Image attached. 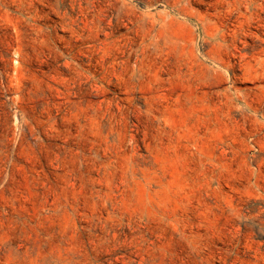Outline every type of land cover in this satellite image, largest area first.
Listing matches in <instances>:
<instances>
[{
	"label": "rangeland",
	"instance_id": "374dc122",
	"mask_svg": "<svg viewBox=\"0 0 264 264\" xmlns=\"http://www.w3.org/2000/svg\"><path fill=\"white\" fill-rule=\"evenodd\" d=\"M0 264H264V0H0Z\"/></svg>",
	"mask_w": 264,
	"mask_h": 264
}]
</instances>
